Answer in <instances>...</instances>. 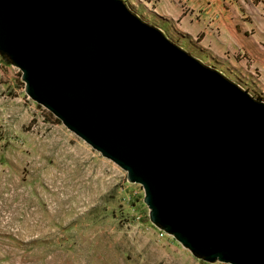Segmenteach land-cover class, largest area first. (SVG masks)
I'll return each instance as SVG.
<instances>
[{"label":"water","instance_id":"1","mask_svg":"<svg viewBox=\"0 0 264 264\" xmlns=\"http://www.w3.org/2000/svg\"><path fill=\"white\" fill-rule=\"evenodd\" d=\"M0 54L144 188L155 226L206 262L264 264V103L122 0H0Z\"/></svg>","mask_w":264,"mask_h":264},{"label":"rangeland","instance_id":"2","mask_svg":"<svg viewBox=\"0 0 264 264\" xmlns=\"http://www.w3.org/2000/svg\"><path fill=\"white\" fill-rule=\"evenodd\" d=\"M122 1L264 103V71L246 52L228 49L210 58L200 34L191 40L180 20L156 16L158 0ZM25 87L22 72L0 54V264H224L194 256L155 226L144 188L30 99Z\"/></svg>","mask_w":264,"mask_h":264},{"label":"crops","instance_id":"3","mask_svg":"<svg viewBox=\"0 0 264 264\" xmlns=\"http://www.w3.org/2000/svg\"><path fill=\"white\" fill-rule=\"evenodd\" d=\"M155 12L159 19L180 20L191 40L200 34L210 58L241 49L264 71V0H158Z\"/></svg>","mask_w":264,"mask_h":264}]
</instances>
